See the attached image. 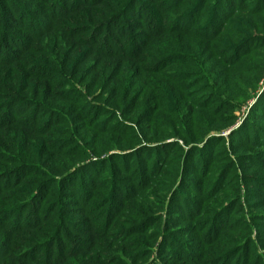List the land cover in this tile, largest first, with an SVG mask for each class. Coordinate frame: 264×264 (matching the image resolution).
<instances>
[{"label": "rangeland", "instance_id": "obj_1", "mask_svg": "<svg viewBox=\"0 0 264 264\" xmlns=\"http://www.w3.org/2000/svg\"><path fill=\"white\" fill-rule=\"evenodd\" d=\"M45 1L48 19L43 25L51 21L57 28L84 24L88 10L107 0ZM81 1L87 3L80 5ZM125 1L124 7L118 3L111 7L112 15L102 28L90 34L71 32L67 36L74 47L67 56L69 66L76 64L78 73V67L88 71V80L99 83L98 77L105 78L99 87H90L89 94L77 83L72 85L89 97L88 101L105 89L103 99L109 98L111 106L101 104L89 114L79 112V105L67 100L66 91L71 86L65 84L66 79L61 83L63 89L58 90V99L50 90L43 92L45 80H57L52 67H48L47 42H35L36 23L40 20H28L24 12L17 14L15 10L28 11L20 0H0V81L18 85L12 100H7L0 90V264L66 261L72 256L71 240L81 229L78 220L67 223L70 210L76 209L88 212L94 228L107 220L112 224V233L123 236V240L129 237L140 252V264L146 261V253H152L148 264H158L155 253L161 248L188 259L181 264H257L255 256L264 264V7L262 15L253 20H235L238 16H233L226 24L223 22L217 37L201 51L202 32L198 29L207 23L212 0H204L201 10L198 7L197 18L192 8L198 0ZM68 12L71 13L60 17ZM186 20L192 21L191 27ZM186 27L192 29V36L177 32ZM225 32L228 39L218 44L216 39H224ZM50 33L46 40L55 39ZM87 39L96 40L99 51L117 48L129 51L131 56L104 62L93 57L96 55L86 45ZM57 57L52 55L58 62ZM176 58L188 66L172 64ZM198 58V64L204 62L209 74L196 72L194 63ZM36 85L39 95L29 96ZM116 87L128 94V99H135L132 107L114 100ZM195 103L204 104V113L208 109L225 112L232 104L235 118L230 128L210 133L207 126L200 128L196 120L202 118V110L196 109ZM54 108L68 117L81 114L79 122L70 123L72 129L81 128L85 135L81 137L83 133L79 132L73 137L79 141L87 137L95 147L110 135L119 138L131 129L140 131L134 120L133 125L122 119L123 109L138 123L144 122L157 137L153 143L140 142L126 153L130 156L121 155L117 149L100 159L98 154L89 155L88 163L93 167L85 173L88 179L93 180V173L98 176L104 167H109L106 189L101 193L98 190L99 202L88 204L79 195L88 188L79 185L78 178L65 184L67 194L56 196L44 180L28 171L20 172L15 156V150L21 157L47 154L56 143H60L58 149L62 151L72 150L67 142L71 136L64 132V126L50 127L51 120H58L57 114L53 116L49 111ZM190 108L192 114H188ZM175 113L183 121L179 127ZM245 124H252L250 130L245 129ZM175 128L202 140L194 149L186 148L181 141L170 138ZM232 133L238 142L228 141ZM80 147L85 148L82 142ZM111 155L118 159L112 161ZM120 156L126 161L121 162ZM145 164L148 171L142 172ZM37 181L45 191H35L32 183ZM25 195L28 196L24 198ZM26 201L30 203L27 208ZM57 202L65 203L55 207ZM168 218H174L176 224H168ZM140 238L146 241L140 242ZM142 243H149V250L143 251ZM197 249L205 251L199 259ZM209 256V262L200 260ZM165 257L166 264L173 263L168 255Z\"/></svg>", "mask_w": 264, "mask_h": 264}, {"label": "trees", "instance_id": "obj_2", "mask_svg": "<svg viewBox=\"0 0 264 264\" xmlns=\"http://www.w3.org/2000/svg\"><path fill=\"white\" fill-rule=\"evenodd\" d=\"M20 1L25 4L26 7H23V8H27L28 11L26 12L24 9L15 10L17 14L19 13L21 14L24 12L23 14H25V16L27 14L28 20L38 18L41 21V22L37 21L36 23V29H35L36 31L34 33V38L36 39L35 42L37 44H42L44 41L47 42L46 47L48 48V52L50 54V58L48 59V67H52V70L54 71L53 72L54 77L57 80L56 83H49L48 81L45 80L43 82V92L50 90L52 96L58 99L57 97L58 90L63 89L61 88L62 87L61 83L63 82L64 79H66L65 84H67L68 86H71L70 89L66 91L68 92L67 100H69V102H72V104H78L80 108L79 112L87 113L89 111V114L91 113L93 114L94 108L97 106H100L101 104L104 107L109 106V105L111 106V104H109L110 102L109 98L107 100L103 99V94L105 92V89L104 91H101L99 95L95 96L93 98V101L92 100L88 101L89 97L85 96L83 92L79 90H75L72 87L73 83L75 82L79 86L83 87L84 92H87L89 94L91 93L90 87H93V88H96V86L99 87V84L105 78L102 76L98 77L99 83L92 78L88 80L89 78L87 77L89 76L88 71L84 72L81 69L82 67H78V69L81 71L80 73H78L77 68H75L76 64H74V66H69L67 56H69L73 52L74 47L70 46L69 42L67 41V36L71 32H75V33L77 32L81 34L83 32H87V34L88 33L90 34L92 31L102 28L106 20L109 18V16L112 15V11L110 10L111 7H113L117 3L121 5L122 7H124L126 1L125 0H107L104 3H101L98 6H95L94 9H91L93 7L88 8L91 10H88L89 12L86 13L87 15H86V18H84V24L71 25L70 27L61 26L57 28L53 27V25L51 24V21H49V23H47L46 25H43V23H45L46 20L48 19L47 16L45 15V11L47 10V3H45L46 2L45 0H20ZM212 2H213V5H211V10L207 18V23L201 26L200 29H198V30H201L202 32V35L201 36L199 35V42H201L202 44L201 51L207 48V44L209 42L211 43L212 42L211 40L213 38L217 37L219 28L221 29L223 28L222 27L223 22L224 24H226L227 20L231 19L233 16H234L233 18L238 16L235 18V20H239V18H243L245 20H253L255 17L262 15V9L264 7V0H253V1L252 0H214V1L212 0ZM85 3H87V1L86 2L81 1L80 5L85 4ZM204 3H205L204 0H198L195 3L194 7L192 8L194 9V15L196 18L198 17V14L200 13V11H198V7L201 10ZM255 4L256 6H254ZM257 4H260V6L262 7H257ZM180 5H182V3ZM70 13L71 12L65 13V15L61 13L60 17L62 18L64 16H67ZM203 18H205V16H202L201 19L203 20ZM186 21H187L186 25L189 24V27H191L192 21H189V20H186ZM61 24H63V22H61L60 25ZM180 31L187 32V34L191 36L193 35L191 28L187 29L186 27V29L179 30L177 32H180ZM47 33L54 34L55 39H47L48 40L47 41L45 39V36L47 35ZM222 33H219V36H221ZM213 34H215V36ZM228 37H229V34L225 32L224 39H221L219 37L220 42H218L217 39H216V42L218 44H222V42L224 40H227ZM87 41L88 42H85L86 45H88L90 51L94 53V55H96L93 57L94 58L99 57V59L104 62L105 61L109 62L114 57L122 59V58L131 56L129 51L123 52L121 50H118L117 48L112 49L111 51H107V50L102 51L103 48H100V51H99L96 40L87 39ZM239 50L240 48L236 50V52H238ZM221 51L225 52L226 49H223ZM53 54H56L58 56L57 57V60H59L58 62L56 61V59L52 58ZM176 59L178 60L174 61L172 64H177L184 68L188 66L187 62H184L179 58H176ZM12 61H16V60L14 59ZM199 61L200 60L198 58L197 63H194V68L196 69V72H200L202 74L204 73L209 74V72L206 69L205 63L201 62L198 64ZM2 64L3 62H1L0 60V65L3 66ZM169 66L170 65H167V67ZM17 80L19 79H16V82ZM70 80L72 81V83ZM10 85L14 87L11 88ZM10 85H6L5 83H3V81H0V90L4 92L3 94L7 100H12L15 98L14 91L16 90V87L18 86V85L15 86L12 84ZM103 88L105 87L103 86ZM39 92H40V88H38V85H36L35 88L33 89V94L31 92L29 96L30 95L38 96ZM113 92H115L114 100H116L119 103L121 101L120 104L126 108L132 107V105L135 102L134 98L128 99L129 95L128 94L125 95L117 87L113 90ZM91 95L94 96L95 94L92 93ZM44 100H47V98H45ZM90 102H92V104ZM60 103L65 104L63 102H60ZM220 103H223V102L219 101V104ZM223 104H228V103H223ZM194 105H196L197 107L196 109L202 110V113H201L202 118L197 119L196 122L200 128L201 127L205 128L207 126L209 128L208 133H210L211 131L221 132V131L227 130L228 128H230L232 124L231 122L235 118L232 116L233 114V109L231 108L232 104L227 105L228 109L225 110V112H221L218 110L214 111V110L208 109L206 111L207 113H204V109L206 108L204 104L197 105L195 103ZM53 110L55 111H52L49 109V111L53 113V116L57 114L56 117L58 118V120H51L49 123L50 127L51 128L53 127V129H56L57 126L59 125L64 126V130H65L64 132L70 134L71 138H73V139L71 138L67 139L68 140L67 142H70L69 145H72L71 147H69V149H72V150L62 151L61 149H58L60 147V143H56L51 148H49L47 154L42 153V154L37 155L36 157H32L31 154L30 155L23 154V156L21 157L20 155H18L19 152L15 149L14 150L16 151L15 156L18 157L16 164L18 165L17 167H19L20 172L28 171L27 173L29 174L30 173L35 174L36 179L41 178V180H44L43 182L45 183V185L48 186L47 188L49 189L51 188L50 192H52V194L56 196H59V195L63 196L67 194L64 191L65 184L67 182L75 181L76 178H78V184L82 185L83 187L88 188L87 191H84L83 194L80 193L79 195H83L84 199L86 198V201L88 204L89 202L93 200H97V202H99V195L97 196L98 190L101 193L106 189L105 184H106V178L108 176L106 173H109V167L107 168L104 167L103 173L99 174L98 176L95 173H93L94 171H92L93 180L88 179L85 173L88 168L93 167V164L88 163L91 159V156L89 157V155L98 154L97 158L100 159L101 157H105L111 154L112 150L117 149V152L122 153L121 155L130 156V155H126V153L129 154L131 152V149L139 145L140 142L141 143L142 142L143 143H148V142L153 143V140L157 137L153 134L154 131H151V130L149 131L148 127L146 126L144 122L138 123L137 118H134L131 113L125 112L124 109L121 111L120 109H118V111H120V114L123 116L122 119L132 124L134 120V124L138 125V127L136 125V128L140 131L135 132L133 131V129H131L130 131L126 133H121L120 136H117L119 138H116L115 135L113 136L110 135V137H106L107 141L105 143H102L101 145L98 144L95 147L92 145L91 140L89 141L87 137L80 139V141L73 137L74 133L75 134H78L79 132L83 133V131L81 130V128H77V130L72 129L70 120H74V122H79L80 121L79 118L81 114L75 117H68L66 113H59L57 108H54ZM116 114L114 115V117H116ZM188 114H192L191 108L189 109ZM174 115L176 116L175 118L178 120V123H176L178 124L177 127L181 126V123H183V121L179 119L181 117H179V115H177L176 113ZM185 115H183V117ZM141 118L142 117H140L139 120H142ZM212 127H214V129H212ZM244 127L246 130H250V128L252 127V124L251 126H248L247 124H245ZM84 135L85 133H83L80 136L83 137ZM169 136L170 138H176L177 140L181 141L184 147L189 148L191 150L195 148L194 145L199 140H202L201 137L197 138L194 134L187 135L185 129H177V128L173 129L171 131V135ZM202 136L204 137L205 135L203 134ZM234 137H236L237 139V136H235L233 133L230 134L228 141L230 143L238 142V140L233 139ZM81 142L82 144H84L85 148L80 147ZM113 146H116V147L112 149ZM120 157H121L120 159L122 160L121 162L126 161V158H122L123 156H120ZM116 159L118 158L114 157V155H111L112 161ZM124 164H127V163H124ZM146 171H148V168H146V164L142 165V172H146ZM32 185L34 186L35 191H37V193L45 191V189L42 188V184L39 183L38 181L35 183H32ZM108 195L111 196V194H108ZM27 196L28 195H25L24 198H26ZM36 197L37 195L34 198ZM26 202L27 203H25V205L27 206H25V208H27L28 205L30 204L29 201H26ZM109 202L107 203V205H109ZM64 203L65 202L63 203L57 202L55 203V207L59 206V204H64ZM66 204H69V202H66ZM70 212L71 213H69L68 215L69 220L67 221V223L72 224L73 221L78 220L77 222L80 224L81 229L79 230V234L76 235V238L71 240L70 248L72 250V256L69 257L70 259L68 258L66 261H63L61 263H59V261H56L55 264L56 263L57 264H140L139 263L140 258H141V256H139L140 252H137L135 250L136 249L135 245L129 242L130 240L129 237L123 240L122 239L123 236L119 237L116 234L112 233L113 232L111 231L112 224L107 222V220H105L103 224H101L100 226L94 228V225L87 218L88 212L84 213L83 211L77 210V209L70 210ZM167 223L176 224L174 218H168ZM143 234H145V232ZM143 241H146V240L144 238H140V242H143ZM141 248L143 251L145 249L149 250L150 244L149 243L143 244V247ZM191 250H193V248ZM262 250L264 253V247H262ZM202 252L205 253L203 249L202 250L197 249L195 251L196 256H197L196 258L199 259L202 255ZM150 254L152 253L144 254L143 260H146V261H144L142 264H148L147 262L149 260L148 258ZM165 255L169 256L168 260H171L173 262L172 264H181L182 262H188L187 258L175 256L171 254L170 252L166 253L164 251V248H161V249H158L155 253L156 259L158 260V264H166ZM211 259L212 257L209 256L206 258L202 257L200 260L209 262ZM68 260H71V261L69 262ZM255 260L257 264L258 262L262 264L260 257L255 256ZM151 264H155V262L153 261ZM183 264H186V263H183Z\"/></svg>", "mask_w": 264, "mask_h": 264}]
</instances>
